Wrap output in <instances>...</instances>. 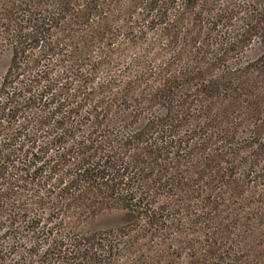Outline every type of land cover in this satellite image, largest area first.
<instances>
[{
    "label": "trees",
    "instance_id": "obj_1",
    "mask_svg": "<svg viewBox=\"0 0 264 264\" xmlns=\"http://www.w3.org/2000/svg\"><path fill=\"white\" fill-rule=\"evenodd\" d=\"M254 40L264 0H0V264H264Z\"/></svg>",
    "mask_w": 264,
    "mask_h": 264
},
{
    "label": "rangeland",
    "instance_id": "obj_2",
    "mask_svg": "<svg viewBox=\"0 0 264 264\" xmlns=\"http://www.w3.org/2000/svg\"><path fill=\"white\" fill-rule=\"evenodd\" d=\"M263 46L258 40H254L244 51L243 57L246 60L257 58L263 52ZM11 60V51L9 49L0 50V81L5 74ZM128 115H121L115 122L126 121ZM129 213L122 209L105 210L95 217L87 219L83 223V229L86 231L111 230L124 225L129 221Z\"/></svg>",
    "mask_w": 264,
    "mask_h": 264
}]
</instances>
